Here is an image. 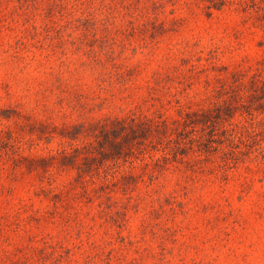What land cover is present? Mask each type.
Returning <instances> with one entry per match:
<instances>
[{"label": "rangeland", "instance_id": "374dc122", "mask_svg": "<svg viewBox=\"0 0 264 264\" xmlns=\"http://www.w3.org/2000/svg\"><path fill=\"white\" fill-rule=\"evenodd\" d=\"M0 264H264V0H0Z\"/></svg>", "mask_w": 264, "mask_h": 264}, {"label": "trees", "instance_id": "16d2710c", "mask_svg": "<svg viewBox=\"0 0 264 264\" xmlns=\"http://www.w3.org/2000/svg\"><path fill=\"white\" fill-rule=\"evenodd\" d=\"M132 122H134V120L132 119L131 120ZM186 121V123H189V124H192L193 123V120L191 121V116L190 115H186V117L182 120V124H184V122ZM116 123L120 124V123H123L122 120H115ZM178 122H181L179 120H177V123Z\"/></svg>", "mask_w": 264, "mask_h": 264}]
</instances>
